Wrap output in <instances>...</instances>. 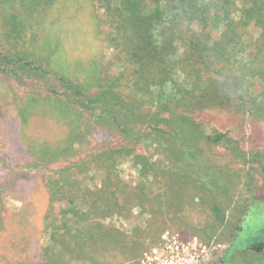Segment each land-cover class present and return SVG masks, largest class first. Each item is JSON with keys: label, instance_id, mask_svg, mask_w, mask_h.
<instances>
[{"label": "rangeland", "instance_id": "374dc122", "mask_svg": "<svg viewBox=\"0 0 264 264\" xmlns=\"http://www.w3.org/2000/svg\"><path fill=\"white\" fill-rule=\"evenodd\" d=\"M262 221L264 0H0V264H216Z\"/></svg>", "mask_w": 264, "mask_h": 264}, {"label": "trees", "instance_id": "16d2710c", "mask_svg": "<svg viewBox=\"0 0 264 264\" xmlns=\"http://www.w3.org/2000/svg\"><path fill=\"white\" fill-rule=\"evenodd\" d=\"M19 61L21 60L19 59ZM25 65L31 67L33 70L41 69L40 67L36 66L33 63H26ZM17 66L18 65L16 64L15 67ZM58 80L61 83H64L67 81L65 78L61 76H58ZM67 85L69 86L71 90H73L76 93V95L85 97V95L81 92V90L78 87H75L73 83L71 84L67 83ZM86 99H89V98L86 97ZM94 102H96V100H94ZM224 138H225V134H217V139L219 141H221ZM237 247L238 246H236L233 242L232 248L229 250L230 252H229V256L227 258L226 264H253V258H258V257L260 258L261 256L259 253H255L256 251H258V248H259L255 245L251 246V244H247L242 249H239Z\"/></svg>", "mask_w": 264, "mask_h": 264}, {"label": "flooded vegetation", "instance_id": "af4514ba", "mask_svg": "<svg viewBox=\"0 0 264 264\" xmlns=\"http://www.w3.org/2000/svg\"><path fill=\"white\" fill-rule=\"evenodd\" d=\"M264 221L253 224V227H246L243 234H237L234 240V244L238 246L237 248L242 249L245 245L251 244L255 245L258 248V251L255 253H259L261 257H264ZM262 227V229H261ZM260 228V229H259ZM233 244V243H232ZM232 244L227 249L225 254L222 256L221 260L216 264H226L227 258L229 256V250L232 248ZM259 258V257H258Z\"/></svg>", "mask_w": 264, "mask_h": 264}]
</instances>
